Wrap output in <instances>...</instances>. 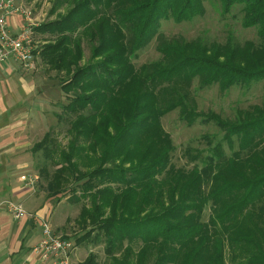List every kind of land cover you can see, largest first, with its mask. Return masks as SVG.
Here are the masks:
<instances>
[{"label":"trees","instance_id":"trees-1","mask_svg":"<svg viewBox=\"0 0 264 264\" xmlns=\"http://www.w3.org/2000/svg\"><path fill=\"white\" fill-rule=\"evenodd\" d=\"M215 1L222 16L241 6V26L256 28L258 42L159 32L162 20L202 16L203 0H53L54 18L34 28L68 128L65 147L46 133L32 152L58 166L40 170L46 197L81 204L75 244L102 242L106 264H264V108L222 118L199 111L192 88L196 80L223 94L264 81V0ZM153 39L160 58L136 67ZM174 110L222 134L185 148L190 169L171 163L161 119ZM78 264L99 263L90 253Z\"/></svg>","mask_w":264,"mask_h":264},{"label":"rangeland","instance_id":"rangeland-1","mask_svg":"<svg viewBox=\"0 0 264 264\" xmlns=\"http://www.w3.org/2000/svg\"><path fill=\"white\" fill-rule=\"evenodd\" d=\"M32 12L33 16L37 18V24L45 22L47 19L54 18V15L49 16L53 0H22ZM203 7L205 12L202 16H197L191 21H183L176 23L173 19L162 20L159 32L166 38L181 36L185 40L190 41L195 38H201L206 42L223 43L227 38H231L235 43L242 44L246 40L258 42L256 28L244 29L241 26L242 12L241 6H235L231 12L222 16L219 11V4L215 0H203ZM35 49H38L43 43L42 36L34 33ZM40 45V46H39ZM37 51V50H36ZM35 51V52H36ZM88 49L84 48V57H88ZM160 58V54L156 50V41L153 39L149 45L139 50L135 57L132 58L133 64L138 67L141 64L156 61ZM35 73H39L40 80L46 81L48 84L44 86L45 96L50 100L51 107L47 108L45 112L40 111L41 116L36 118L37 133L36 140L40 141L46 133H49L51 144L57 149L65 147L67 136L66 130L68 123L65 117L61 114V105L66 102L65 97L59 91L58 79L56 73L47 71L46 66L40 61L39 54L35 53ZM33 72V73H34ZM196 80L193 83V96L198 106L199 111H212L219 114L222 118L234 119L237 110H247L252 106L264 108V81L252 82L249 87H231L228 91L221 94L217 86L204 88L202 90L196 89ZM41 86V85H40ZM44 92V91H43ZM46 100V101H47ZM161 124L164 131L169 134L174 151L171 156V163L175 167H182L190 169L194 163H190L187 157H184L183 151L185 148L193 150L202 149L205 144L202 136L215 135L218 139L221 137V132L213 125H202L199 123L193 126L185 125L179 119L178 110H174L161 119ZM45 133V134H44ZM44 134V135H43ZM43 135V137H42ZM37 143V142H36ZM226 154L229 155L228 148L224 145ZM236 150V149H235ZM34 171L38 177V189L44 190L46 182L40 176L42 167H46L49 173H52L58 166H52L47 159H44L42 152L39 151L33 158ZM45 191V190H44ZM69 194L57 201L52 199L53 206L59 202H64V209L62 210V220L65 216L68 218V223L63 226L54 228L56 235L70 239L75 243V239L79 237L82 232L74 224V219L77 217L81 204H71L66 198ZM57 211L58 208H57ZM208 208L203 214V221L208 218ZM52 227V226H51ZM104 244L99 243H83L80 246L75 244L74 252L71 253L72 264H77L78 261H83L88 254L96 255L97 263L106 264L104 254ZM122 249H116L115 254L119 255ZM227 259V258H226Z\"/></svg>","mask_w":264,"mask_h":264},{"label":"crops","instance_id":"crops-1","mask_svg":"<svg viewBox=\"0 0 264 264\" xmlns=\"http://www.w3.org/2000/svg\"><path fill=\"white\" fill-rule=\"evenodd\" d=\"M34 19L36 23L38 19ZM7 21L9 31L17 33L21 17L10 16ZM40 78L39 73L22 72L13 61L0 65V264H48L33 252L41 222L46 219L53 231L68 223L67 216L62 220L64 202L53 206L44 190L26 184V178L35 174L32 147L38 142L36 118L51 107L44 90L48 84ZM6 200L20 204L26 215L14 219L1 205Z\"/></svg>","mask_w":264,"mask_h":264},{"label":"built area","instance_id":"built-area-1","mask_svg":"<svg viewBox=\"0 0 264 264\" xmlns=\"http://www.w3.org/2000/svg\"><path fill=\"white\" fill-rule=\"evenodd\" d=\"M10 16L21 17V27L17 33L9 31L7 19ZM35 27L31 10L21 0H0V65L13 61L20 65L24 73L36 70ZM37 180L36 174L29 175L26 184L33 187ZM1 205L14 219L26 215L24 208L16 202L6 200ZM73 249L74 244L70 239L56 235L50 223L46 219L42 220L40 239L33 248L40 260L48 264H72L70 256Z\"/></svg>","mask_w":264,"mask_h":264}]
</instances>
